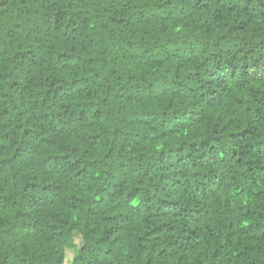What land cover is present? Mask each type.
<instances>
[{
  "label": "trees",
  "instance_id": "trees-1",
  "mask_svg": "<svg viewBox=\"0 0 264 264\" xmlns=\"http://www.w3.org/2000/svg\"><path fill=\"white\" fill-rule=\"evenodd\" d=\"M264 264V0H0V264Z\"/></svg>",
  "mask_w": 264,
  "mask_h": 264
},
{
  "label": "rangeland",
  "instance_id": "rangeland-1",
  "mask_svg": "<svg viewBox=\"0 0 264 264\" xmlns=\"http://www.w3.org/2000/svg\"><path fill=\"white\" fill-rule=\"evenodd\" d=\"M81 238L79 235L75 234L70 244L66 247V254L64 258V264H70L74 250L78 248L81 244Z\"/></svg>",
  "mask_w": 264,
  "mask_h": 264
}]
</instances>
